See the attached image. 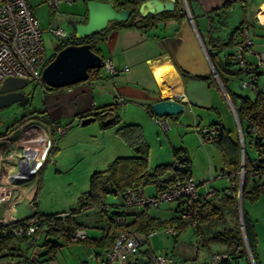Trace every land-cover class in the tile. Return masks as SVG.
<instances>
[{
	"label": "rangeland",
	"instance_id": "374dc122",
	"mask_svg": "<svg viewBox=\"0 0 264 264\" xmlns=\"http://www.w3.org/2000/svg\"><path fill=\"white\" fill-rule=\"evenodd\" d=\"M99 1L107 2L109 0ZM181 4L183 7L182 1ZM30 6L43 32L48 58L56 53L55 50L60 41L58 37L51 33V30L62 28L69 35H72L75 32V26L84 23L86 20L84 17L86 14L88 15L85 0H76L72 4L63 3L54 9L43 3L42 0H30ZM188 11H190V8H188ZM136 14L134 13L131 16V21L137 20L138 17L136 18ZM80 17L83 18L82 22H79L78 18ZM244 17L241 8L235 9L227 21L228 31L224 30L222 33L226 36L228 32L240 24L241 19ZM199 21V19H196L195 22L199 23ZM231 51V49H228L217 54L219 56L216 59L217 67L227 76H230V70H225L224 57ZM248 59L255 61L251 56ZM238 68V65H233L231 69ZM236 80L233 81L234 88H236ZM237 82H239V78ZM43 85L46 84L29 82L23 90L26 100L9 107L0 108V134L5 133L14 122L20 120L24 115L34 112L39 115L46 110L54 109V102L50 98L49 93L45 92ZM46 87L50 88L47 85ZM249 90L244 89V91L239 92L248 94ZM62 108L63 105L57 107L59 110ZM119 115L122 119V124L130 122L132 117L140 118L143 120V123L145 122V125L141 123V127L144 138L150 147L151 169L159 165L174 164L175 149L184 147L187 149V153L192 160V168L193 173L196 175V182L203 183L199 186L200 192L203 193L206 190L213 191L214 189L222 191L230 186V182L226 177L219 178L223 165L218 148L211 139L204 137L202 132L204 129L196 126L197 123L194 121L193 115L181 113L168 117L170 129L167 132H164L156 121L147 119L141 112L129 113L121 109ZM64 121L71 125V129L63 138L61 135L56 136V146L59 147V150L49 154V160L44 164L34 180L29 179L23 182L27 185L26 182L29 183L33 180L29 186L28 196L19 202L15 208V216L19 217V219L30 217L35 213L33 203L36 204L37 211L45 215L68 214L73 210H77L80 197L89 191L90 178L94 172L107 169L109 164L117 157H132L136 154V151L118 135V126L103 130L100 128L99 122L81 126L74 123L72 119H65ZM219 122L225 126L232 137L237 136L238 133L240 140L238 123L230 106H220L218 110H214L209 116H205L202 126ZM31 123L28 120L20 128L26 129ZM20 128L18 126L14 131L18 129L20 131ZM247 152L250 161H254L258 157L256 148L250 144L247 145ZM245 175L246 172H244L243 177L239 176L237 182L239 187V192H236L238 199L237 214L232 211L227 215V219L232 226L236 220H239L241 226L243 221V208L248 212L258 232V254H262L259 261H261V264H264V194L254 203L249 202L247 199L243 202L242 190ZM259 181L260 184H264V174ZM253 184L254 182L252 180L249 184L250 189ZM144 195L147 197L157 195L156 187L152 184L147 185L144 188ZM240 197L242 212H240L239 206ZM34 200L35 202H33ZM106 204L111 206L117 205L118 209L126 214L134 209L124 205L122 196L108 195L106 197ZM177 205L178 202L172 204L163 203L159 207L152 206L149 207V213L163 220L174 215L173 218H176L175 207ZM110 212L111 210L105 212L103 209L89 208L75 213L76 220L85 227L88 240L84 242L68 241L64 236L57 237L51 235L50 239L59 245L55 259L41 264H100L104 259V255H101L102 250L97 249L92 243L95 238H101L104 234L109 233L112 226ZM0 213H2V210ZM177 220L168 225L177 227L180 235L178 237L179 239L175 241L176 238H172L170 235L164 233L165 225H163L158 227V232L149 238V243L146 244L147 247H151L152 251L156 253H172L175 256V243L182 241L188 246L196 248V250L199 249V254H202L201 259L203 260L207 256V254L203 253H206L208 250L201 244H195L198 240L195 227L192 224H188L181 231L179 219ZM214 244V246L211 245L212 250L214 249L216 251L221 248L218 243ZM13 246L15 249L20 247L21 251H26L25 242L20 243V245L15 242ZM28 251L29 254L33 253L30 252L31 249ZM96 252L100 253L98 255V261L94 257ZM40 253L41 248H36L33 254L36 256ZM20 254L21 252L19 250H14L12 255L1 258L0 264H20L22 260ZM248 256L250 257L249 253ZM187 259L178 260L177 258V264H195L193 259ZM239 261V264H247L245 259L241 258Z\"/></svg>",
	"mask_w": 264,
	"mask_h": 264
},
{
	"label": "trees",
	"instance_id": "16d2710c",
	"mask_svg": "<svg viewBox=\"0 0 264 264\" xmlns=\"http://www.w3.org/2000/svg\"><path fill=\"white\" fill-rule=\"evenodd\" d=\"M90 0H85L87 3ZM146 0H109L107 2H113L114 7L117 10L130 9L132 11L131 16L134 13L136 18L140 16L138 13L139 6ZM182 0H175L176 9L174 12H165L161 13L158 16L149 15L145 18H141L140 21L130 20L126 22H115V25L118 26H137L142 28H148L154 25V22L157 19L161 18H172L178 17L184 19L187 16L184 6L181 4ZM238 1H244L242 8L244 10L248 7L249 0H236L235 2H226L221 8L215 9L210 14L207 15L209 23V33L208 40L206 43L207 52L209 54L210 60L213 63L214 70L218 75V78L221 82V85L225 92L230 96L232 105L238 116V120L241 125L244 138L245 146V169L247 170L246 175L244 176V184L242 190V201L244 202L247 199L249 202L257 201L262 194H264V184H260L259 179L264 174V166L260 168L257 165V168L254 166V162L257 161V158L254 161H250L248 158L247 145L250 144L256 148V151L259 152L264 150V94L256 91L257 96L255 99H251L248 96L237 94L233 92L230 88L231 82L243 76V70L231 69L233 63L231 58L233 53H229L224 57V63L226 65V71L230 70V76L222 73L221 70L216 65V59L219 53L228 50L235 49L240 42V29L241 26L245 23L242 22L237 25L233 30L227 33L225 36L222 32L227 27V21L230 17L232 7ZM104 2V1H103ZM192 0H188L190 12L195 19L193 9H192ZM86 17V18H85ZM84 22L87 21L88 15L86 14ZM83 21V18L81 22ZM103 31L92 34L91 36L85 39L76 38L75 32L64 40H60L59 44L51 57H49L47 64L53 61L57 53L63 48L69 45H83L88 44L91 46V49L96 54L100 55V50L98 48L101 39L99 36ZM101 56V55H100ZM102 57V56H101ZM229 68V69H227ZM90 72V78L96 76L100 70ZM261 69L256 71V76L262 74ZM187 77H190L195 80L209 81L215 87H219V84L213 75L206 77H197L184 74ZM45 91H55L59 89H52L43 85ZM113 104L103 106L98 109V111L93 113H85L77 115L78 124H81V121L88 116H95L97 122H99L102 129H108L113 126H118L117 133L118 135L132 148L136 151V154L132 157H117L114 159L108 166L107 169L103 171H96L92 174L90 178V188L89 191L84 193L78 204V209L73 210L72 212L66 214H55V215H45L40 214L37 209L32 216H40L44 219L41 223V227L36 231L32 236H27L26 234L17 235L15 231L19 228H24L26 222L30 217L23 218L18 222L10 224L8 226L0 227V259L5 256H10L13 254L14 250H19L21 252L22 260L20 264H41L44 262H50L55 259L56 251L58 250V243L50 239L51 235L57 237L64 236L68 241H73L71 237L76 230H85L83 224L79 223L75 218V213L81 212L89 208H98L103 209L105 212L110 210H105L106 197L108 195L122 196L128 190L143 189L147 185H154L156 187L157 194L167 190L174 184L179 181H182L189 176H191V162L182 149H175V158L180 153L186 154L187 169L184 171H179L174 168V164L159 165L154 169L150 168V147L144 138L143 129L139 124L134 123H124L122 124V119L118 113V110L112 108ZM152 117H156L152 112L151 108L148 109ZM43 114V113H40ZM37 115L36 112L31 113L28 118L34 117ZM107 120H110L108 123ZM19 121L12 124L5 133H10L15 128L19 126ZM209 128L215 129L214 135L204 134V137L212 140L215 146L218 148L221 159H222V173L229 174L231 182L237 184L239 180V172L241 170V164L243 160L241 143L239 136L232 137L227 131L225 126L219 122L215 123ZM256 129V131H254ZM2 134H0L1 136ZM57 150L55 146L51 150V154ZM252 173H257L258 176H252ZM253 180L254 184L252 188H249L250 182ZM231 189V194H226V191ZM237 187H226L224 190L219 191L214 189L212 192V198L204 199L201 198L195 203V213L193 219L189 221H180L181 231L183 227L188 224L196 223L195 230L199 237L203 239L202 245L208 246L213 242L223 244L226 249L220 255L222 256L218 264H235L242 258L248 259V252L243 237L242 229L239 223V220L235 221L233 226L229 224L227 215L230 212L234 211L237 214L238 211V199H237ZM204 193H201L203 195ZM156 196V195H154ZM181 204H178L176 207V212H179L182 208ZM119 210V209H118ZM115 211L111 209V212ZM110 212V213H111ZM115 215L122 216L126 219V224L124 229L128 231L135 232H148L154 228L165 225L166 223L177 220L172 218L168 222H163L159 219L152 218L149 215V206L144 207V210L136 215V218L132 222L127 221V215L125 212L120 211L118 213H111L110 221L112 226L108 234H104L101 238H95L93 245L97 249L102 250V254H106L108 249L113 246L115 237L119 231V227L115 224L113 217ZM178 221V220H177ZM243 226L244 234L247 240L248 247L251 251L252 257L255 264H258L257 257V246L258 238L255 229V224L251 219L248 212L243 208ZM39 236L40 241L35 242L36 237ZM180 236V235H179ZM176 239H178V237ZM88 236L82 242L87 241ZM79 241V242H80ZM25 242L26 251H21V248L18 247L15 249L13 246L14 243ZM35 248H41V253L35 256V260L32 261L31 258L34 254H27L28 250L33 252ZM6 252V253H4ZM100 253L97 252V258ZM99 260V258H98ZM96 260V261H98ZM104 259L100 264H103ZM210 264V263H209Z\"/></svg>",
	"mask_w": 264,
	"mask_h": 264
},
{
	"label": "crops",
	"instance_id": "0c3cea01",
	"mask_svg": "<svg viewBox=\"0 0 264 264\" xmlns=\"http://www.w3.org/2000/svg\"><path fill=\"white\" fill-rule=\"evenodd\" d=\"M235 1L236 0H193L192 9L195 16L193 24L189 21L188 17L184 19L178 17L157 19L154 25L148 28L118 26L115 25L116 21L109 22L107 28L103 30L102 34L99 36L101 42L98 48L104 61H111L118 73L116 75H109L101 70L87 82L62 88L61 90L45 91L49 93L50 98L54 102V109L46 110L43 114H37L33 118L28 119L30 122H35V126H32V128L37 130L39 135L52 138L54 146L57 148V150L54 151H58L59 147L56 146V136L60 135L56 132V127L58 125L67 128L65 133L61 135L63 138L71 129V125L65 123V119H72L74 123L81 125L78 124L77 115L87 112H96L103 106L113 104L119 98L124 101V105L116 109L118 113L121 109L129 113L141 112L147 119H152V121H156V119L150 115L148 109L151 108L153 104L165 99L179 100L184 103V113L193 115L197 127L199 126V128L203 129L209 128L213 124L202 126L204 117L209 116L214 110H218L220 106H230L225 93L220 85V88H218L209 81L195 80L184 74L197 77L214 76V66L207 56V47L205 43L208 40L209 33L207 15L213 10L221 8L226 2ZM263 1L264 0H249L246 10L242 8L244 1H238L234 4L231 11V13H233L237 8L242 9L245 17L241 19L240 23H249L252 28V35L259 48L264 44V15L259 14L255 17L251 12L254 7L261 5ZM249 17L250 19H248ZM141 18L142 17L139 16L137 21H140ZM196 19L200 20L199 23L195 22ZM225 30L228 31V27L225 26ZM233 52L234 49H232L231 53ZM249 61L253 62L252 60ZM126 68H128V70H125ZM261 71H263L262 74L257 78V91L258 93L261 92L264 94V67L261 68ZM237 80L236 88H234V83L231 82V90L235 93L238 92L237 94L255 99L257 93L252 90H249L248 94L241 93L244 89L240 88ZM59 105H63V108L60 110L57 109ZM230 109L234 114L231 106ZM28 120L26 122H28ZM126 123L139 124L140 126L142 123L145 125V122L143 123V120L137 117H132L131 121ZM20 129V131L19 129L16 131L13 130L10 133H3L1 135L8 136V139L0 143V174L4 173L10 175L14 174L16 171L14 164L11 162L13 160V155L10 156V154L26 137V131L23 132L24 129ZM21 147L19 146V148ZM180 149L184 150L187 154L191 162V176L195 179L196 175L193 173L192 160L187 153V149L184 147ZM6 157L7 159L5 160ZM33 180L31 182H33ZM31 182L26 183L30 186ZM199 184L201 185L203 183ZM210 198H212V195ZM112 207L115 209L118 208L117 205L111 206V208ZM143 210L144 207L131 210L126 214L127 221H134L136 215ZM178 213L179 212H176L177 219H179ZM149 215L163 222H168L175 216L163 220L162 218L152 216L150 213ZM16 218L19 219L17 216ZM171 223L172 222L166 223L165 226ZM195 233L197 234L196 230ZM256 233L258 238L257 229ZM176 240L177 239H175V241ZM148 243L149 242H147V244ZM214 243L217 242L204 246L208 251L203 253L207 254L203 260L201 259L202 254H199V249L196 250V248L188 246L182 241L175 243V256L172 253L165 254L173 256L175 264H177V258L178 260H183L184 258H188L187 260L193 259L195 264H209L213 255H220L226 249L223 244L218 243L221 248L216 251L214 249L212 250L211 245L214 246ZM258 247L259 246H257L258 264L259 262L261 264L259 258L262 254H258ZM146 250L152 251L151 247L145 245L141 253H139L138 259L140 262L134 263V261H131V264H144L143 260H145V258L143 254H145ZM193 250L194 252H192ZM27 254H29V251ZM95 254H97V252ZM243 259H245L247 264H253L249 256L248 259ZM31 260L34 261L35 256H33ZM239 262L240 261H238V264ZM115 264L129 263L118 261Z\"/></svg>",
	"mask_w": 264,
	"mask_h": 264
},
{
	"label": "built area",
	"instance_id": "2783aa9c",
	"mask_svg": "<svg viewBox=\"0 0 264 264\" xmlns=\"http://www.w3.org/2000/svg\"><path fill=\"white\" fill-rule=\"evenodd\" d=\"M76 0H42L50 8L59 7L60 4H72ZM193 1V0H192ZM184 4H188V0H183ZM113 3V2H112ZM189 7V4L187 5ZM189 21L193 24L192 14L186 13ZM81 22L82 17L78 18ZM51 33L58 37L59 40H64L70 35L62 28L51 30ZM207 56L209 54L207 52ZM253 57L255 61L250 62L248 57ZM48 55L45 48L43 32L40 29L39 22L30 6V0H0V87L8 78H18L27 80L33 83H43L42 73L48 62ZM234 65H238L243 70V77L239 78V86L241 89H250L254 92L258 90L256 71L264 67V44L257 46V43L252 35V28L249 23H244L240 29V42L236 46L231 58ZM103 70L106 74L116 75L117 69L109 60L104 61ZM125 70H128L126 68ZM99 71V70H98ZM94 70L93 73H95ZM246 77V78H245ZM222 88V86H221ZM223 89V88H222ZM225 94V90L223 91ZM226 96V95H225ZM124 101L119 98L113 103L112 108L117 109L122 107ZM156 122L160 125L164 132L170 129V123L166 117H155ZM28 128H23L25 132L24 141L14 149L10 156L13 155L11 161L16 171L14 174H0V227L8 226L21 219L15 216V208L29 194V186L25 181L34 179L38 176L41 168L49 160V154L54 144L50 137L39 135L38 131L33 129L35 122ZM32 128V129H30ZM66 127L57 126V134H64ZM256 131V129L254 130ZM205 134L214 135L215 129L206 128L203 131ZM8 136H2L0 143L7 141ZM242 164L239 176L243 177L245 169V150L242 149L244 144L243 132L240 136ZM19 146L21 148H19ZM8 157V156H7ZM5 158V160L7 159ZM254 167L260 168L264 166V150L260 151L257 161L254 162ZM22 167L23 172L19 173V168ZM186 154L180 153L174 162V168L179 171L187 169ZM252 176L257 177V173H252ZM226 177L230 182V188L237 187L235 182H231L229 174L219 175V178ZM200 184L189 176L188 178L177 182L167 190H164L156 196H145L143 189L128 190L123 195V202L126 207L141 208V207H159L163 203L172 204L178 202L182 205V209L178 213L180 221H189L193 219L195 213V203L201 198L209 199L213 191H206L203 195L199 192ZM232 190L228 189L226 194H231ZM239 192V190L237 191ZM35 202V200L33 201ZM33 208L36 210V204L33 203ZM111 206L107 205L105 210H111ZM113 220L119 231L115 237L113 246L106 254H103L105 261L103 264H115L118 261L130 263L139 257L142 248L147 244L148 239L158 232V228H154L148 232H135L124 229L126 219L122 216L115 215ZM44 219L40 216H32L26 222L24 228H19L15 231L17 235L23 233L27 236H32L41 227ZM194 227L196 223L192 224ZM164 233L172 238L179 236L177 227L166 225ZM87 238L85 230H76L71 239L80 241ZM39 236L35 242H39ZM201 237L196 241V245L202 244ZM147 264H175L173 256L165 253H156L151 250H146L143 254ZM98 260L97 255L94 256ZM222 256L215 254L211 257L210 264H218Z\"/></svg>",
	"mask_w": 264,
	"mask_h": 264
},
{
	"label": "water",
	"instance_id": "95a60500",
	"mask_svg": "<svg viewBox=\"0 0 264 264\" xmlns=\"http://www.w3.org/2000/svg\"><path fill=\"white\" fill-rule=\"evenodd\" d=\"M187 5L188 4H184V10L186 13L190 14V11H188L189 7ZM175 9V0H146L139 6L138 13L141 17L145 18L149 15L158 16L161 13L174 12ZM87 10V22L80 23L75 26V35L78 39H85L94 33L105 30L109 22H126L132 14L130 9L117 10L112 2H103L99 0L88 1ZM103 66L104 59L100 55L93 52L90 45H69L60 50L55 59L46 65L42 73L43 83L52 89L66 88L79 83L87 82L90 78L89 71L100 70ZM214 76L219 85L222 86L215 71ZM27 85V80L18 78L6 79L0 87V108L9 107L26 100L23 90ZM225 95L234 112L239 127V135L241 136L242 129L238 116L229 95L227 93ZM151 110L155 116L168 118L170 116L184 113V103L179 100L165 99L153 104L151 106ZM96 120L97 118L95 116H88L81 121V125L86 126L96 122ZM109 121L110 120H107L106 122L108 123ZM242 145V149L245 150L244 144ZM22 172L23 169L20 167L19 173L21 174ZM239 200L240 212H242L241 197ZM118 212L119 210H115L111 213L114 214ZM241 229L247 251L250 254L252 263L255 264L244 234L243 221ZM137 262H140L139 259L134 261V263ZM143 263L147 264V260H143Z\"/></svg>",
	"mask_w": 264,
	"mask_h": 264
},
{
	"label": "bare ground",
	"instance_id": "6f19581e",
	"mask_svg": "<svg viewBox=\"0 0 264 264\" xmlns=\"http://www.w3.org/2000/svg\"><path fill=\"white\" fill-rule=\"evenodd\" d=\"M251 13L255 17L258 16L259 14L264 15V1L261 3V5L254 7Z\"/></svg>",
	"mask_w": 264,
	"mask_h": 264
},
{
	"label": "flooded vegetation",
	"instance_id": "af4514ba",
	"mask_svg": "<svg viewBox=\"0 0 264 264\" xmlns=\"http://www.w3.org/2000/svg\"><path fill=\"white\" fill-rule=\"evenodd\" d=\"M87 22V21H86ZM86 22H84V23H86ZM29 83V82H28ZM20 103V102H19ZM28 116H30V114H28V115H24L20 120H17V121H19L20 123H19V128L22 126V125H24V123L29 119L28 118ZM31 118H33V117H31ZM30 118V119H31ZM16 121V122H17ZM34 122V121H33ZM15 123V122H14ZM13 123V124H14Z\"/></svg>",
	"mask_w": 264,
	"mask_h": 264
},
{
	"label": "clouds",
	"instance_id": "9594fccd",
	"mask_svg": "<svg viewBox=\"0 0 264 264\" xmlns=\"http://www.w3.org/2000/svg\"><path fill=\"white\" fill-rule=\"evenodd\" d=\"M209 58H210V57H209ZM214 71H215V70H213V74H214ZM214 77H215V76H214ZM215 79H216V78H215ZM216 80H217V79H216ZM217 82H218V81H217ZM218 84H219V83H218ZM220 87H221V86H220ZM221 89H222V88H221ZM222 90H223V89H222ZM112 210H118V208H116V209H115V208H112Z\"/></svg>",
	"mask_w": 264,
	"mask_h": 264
}]
</instances>
